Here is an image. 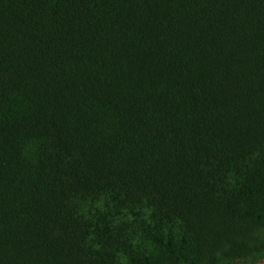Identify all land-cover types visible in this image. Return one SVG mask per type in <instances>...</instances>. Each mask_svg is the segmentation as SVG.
Here are the masks:
<instances>
[{
	"label": "trees",
	"instance_id": "1",
	"mask_svg": "<svg viewBox=\"0 0 264 264\" xmlns=\"http://www.w3.org/2000/svg\"><path fill=\"white\" fill-rule=\"evenodd\" d=\"M264 261V0H0V264Z\"/></svg>",
	"mask_w": 264,
	"mask_h": 264
},
{
	"label": "rangeland",
	"instance_id": "2",
	"mask_svg": "<svg viewBox=\"0 0 264 264\" xmlns=\"http://www.w3.org/2000/svg\"><path fill=\"white\" fill-rule=\"evenodd\" d=\"M237 264H264V261H263V262H260V263H252V262H238Z\"/></svg>",
	"mask_w": 264,
	"mask_h": 264
}]
</instances>
